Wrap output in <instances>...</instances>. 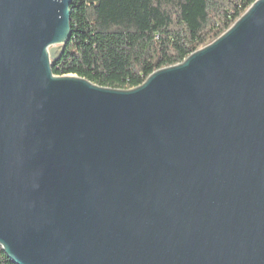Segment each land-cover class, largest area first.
<instances>
[{
  "label": "water",
  "instance_id": "95a60500",
  "mask_svg": "<svg viewBox=\"0 0 264 264\" xmlns=\"http://www.w3.org/2000/svg\"><path fill=\"white\" fill-rule=\"evenodd\" d=\"M73 0H0V246L14 264H264V0L130 90L55 76Z\"/></svg>",
  "mask_w": 264,
  "mask_h": 264
},
{
  "label": "trees",
  "instance_id": "16d2710c",
  "mask_svg": "<svg viewBox=\"0 0 264 264\" xmlns=\"http://www.w3.org/2000/svg\"><path fill=\"white\" fill-rule=\"evenodd\" d=\"M257 0H73L55 76L130 90L227 32ZM0 264H14L0 246Z\"/></svg>",
  "mask_w": 264,
  "mask_h": 264
}]
</instances>
